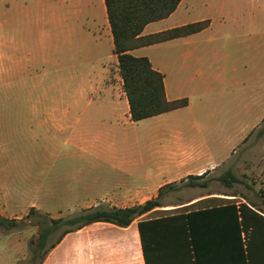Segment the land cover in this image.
<instances>
[{
    "label": "crops",
    "instance_id": "0c3cea01",
    "mask_svg": "<svg viewBox=\"0 0 264 264\" xmlns=\"http://www.w3.org/2000/svg\"><path fill=\"white\" fill-rule=\"evenodd\" d=\"M205 19L199 32L131 51L163 73L169 99L189 100L135 121L105 0H0V213L21 219L35 207L61 218L99 204L126 208L189 175L227 170L238 180L222 189H261L246 180L258 166L239 149L258 140L264 148V0H182L142 33ZM206 200L249 206L252 250L264 264V192L240 191L163 203L127 226L91 222L67 232L42 264H147L139 222ZM17 206L24 212H9ZM199 224L207 264L225 250L209 249ZM171 246L151 251L149 264L173 261ZM190 253L186 244L187 264Z\"/></svg>",
    "mask_w": 264,
    "mask_h": 264
},
{
    "label": "trees",
    "instance_id": "16d2710c",
    "mask_svg": "<svg viewBox=\"0 0 264 264\" xmlns=\"http://www.w3.org/2000/svg\"><path fill=\"white\" fill-rule=\"evenodd\" d=\"M181 1L105 0L114 36V52L118 57V69L129 101L131 117L135 121L184 107L189 103L187 98L169 99L166 94L163 73L154 68L147 56H137L131 52L141 46L199 32L210 24V20L205 19L150 34L142 33L148 23L166 18L173 13ZM205 176L206 173L189 175L187 181L182 179V182L186 186L206 188L210 186L212 179H204ZM215 179L225 185H231L238 180L231 170L225 171ZM167 187H174V185L170 184ZM164 191L165 189L162 188L156 197L131 207L120 208L99 204L84 208L68 218H53L48 213L31 207L27 216H30V212L39 214L36 224L40 227V233L34 248V258L39 259L37 264H42L47 253L67 232L80 229L95 221H110L120 226H127L134 219L157 207L164 206L161 199ZM213 193L215 192L209 194ZM246 208H249L246 203H241L238 207L235 202L228 201L225 204L211 203L204 207L190 209L187 212L180 210L141 220L139 226L147 264H149L150 252L157 248H163L167 243L172 245L175 255L173 261H167L169 264H187V261L185 262L182 258L186 244L191 245L192 249V253L188 256L189 263L203 264L200 258L202 236L200 237V233L197 231L200 221L208 229L206 246L211 249L223 245L225 250L223 251L224 256L220 258L206 259L207 264H212V261L218 262L215 264H256L252 250L256 241V230L253 229L251 234L248 233ZM253 212L263 218L256 211ZM239 216H241V220H239ZM66 225H71V227L65 228L50 248L44 250L50 236ZM18 226L16 218H9L0 213V228L12 230Z\"/></svg>",
    "mask_w": 264,
    "mask_h": 264
},
{
    "label": "rangeland",
    "instance_id": "374dc122",
    "mask_svg": "<svg viewBox=\"0 0 264 264\" xmlns=\"http://www.w3.org/2000/svg\"><path fill=\"white\" fill-rule=\"evenodd\" d=\"M259 132H256V138H259ZM264 137V136H260ZM259 140L257 141L256 145L240 148V153L244 152L243 154L249 157L252 162L253 167H257L254 177H250V182L253 183L254 186L259 187L261 189H222L223 187L226 188L227 186L215 179V174H207L204 179H212L210 186L207 188L203 187H195V189H187L186 185L182 180L175 182L174 189H165L162 202L165 204H176L187 200L190 197L198 196V195H205L210 192H218V193H225V192H232V191H240L245 193L246 195H252L253 193L264 192V148L261 150L258 146ZM242 155V154H241ZM255 165V166H254ZM258 168H263L262 172ZM259 174V175H258ZM192 181V180H191ZM200 181V180H197ZM186 188V189H184ZM221 188V189H220ZM258 190V191H257ZM213 203L210 200L204 201V205H208ZM24 208V207H23ZM165 209H173V208H165ZM22 209L20 206H17L15 211L9 212H16L21 214ZM176 210H167V211H158L151 214L152 216L156 215H163L165 213L173 212ZM44 213V212H43ZM76 214V213H75ZM74 215V214H72ZM72 215L62 217L68 218ZM39 214L37 212H30V216H24L21 219H17L19 226L12 229L6 230L4 228H0V264H37L39 259H35L34 248L38 242V236L40 233V227L36 224ZM71 225H66L61 227L57 230L53 235L50 236L48 241L45 244L44 250L50 248L51 244L58 239L59 235L65 228H69Z\"/></svg>",
    "mask_w": 264,
    "mask_h": 264
},
{
    "label": "water",
    "instance_id": "95a60500",
    "mask_svg": "<svg viewBox=\"0 0 264 264\" xmlns=\"http://www.w3.org/2000/svg\"><path fill=\"white\" fill-rule=\"evenodd\" d=\"M39 227V226H38Z\"/></svg>",
    "mask_w": 264,
    "mask_h": 264
}]
</instances>
